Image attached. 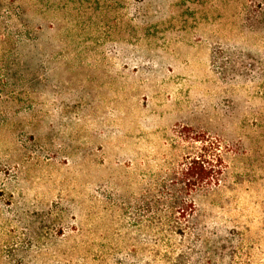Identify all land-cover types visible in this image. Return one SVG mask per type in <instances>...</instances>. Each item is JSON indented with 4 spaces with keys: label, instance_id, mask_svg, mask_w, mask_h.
I'll use <instances>...</instances> for the list:
<instances>
[{
    "label": "rangeland",
    "instance_id": "374dc122",
    "mask_svg": "<svg viewBox=\"0 0 264 264\" xmlns=\"http://www.w3.org/2000/svg\"><path fill=\"white\" fill-rule=\"evenodd\" d=\"M198 133L195 227L264 264V0H0V264H160Z\"/></svg>",
    "mask_w": 264,
    "mask_h": 264
},
{
    "label": "trees",
    "instance_id": "16d2710c",
    "mask_svg": "<svg viewBox=\"0 0 264 264\" xmlns=\"http://www.w3.org/2000/svg\"><path fill=\"white\" fill-rule=\"evenodd\" d=\"M183 131L192 132L186 128ZM192 138L201 144L199 151L183 156L177 168L160 183V219L157 221L160 264H222L225 259L223 243L229 242L227 237H219L218 243L211 241L193 222L197 213L195 195L211 196L221 191L225 180L222 151L206 146L202 134ZM211 234L217 236V233ZM230 255V264H238V256Z\"/></svg>",
    "mask_w": 264,
    "mask_h": 264
}]
</instances>
